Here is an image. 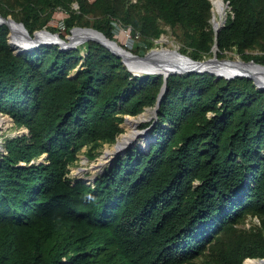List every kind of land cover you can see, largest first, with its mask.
Returning <instances> with one entry per match:
<instances>
[{
  "label": "trees",
  "instance_id": "1",
  "mask_svg": "<svg viewBox=\"0 0 264 264\" xmlns=\"http://www.w3.org/2000/svg\"><path fill=\"white\" fill-rule=\"evenodd\" d=\"M223 1L217 36L211 0H0V15L33 35L61 10L67 33L90 26L112 40L118 20L149 49L167 26L194 60L217 44L219 59L235 52L264 65V0ZM9 34L0 25V113L27 132L5 138L0 154V264L264 259V89L245 77L170 75L154 124L143 126L147 148L128 149L94 181L72 179L83 149L94 159L126 116L156 105L164 78L135 75L95 41L17 53ZM248 217L259 224L239 228Z\"/></svg>",
  "mask_w": 264,
  "mask_h": 264
},
{
  "label": "water",
  "instance_id": "2",
  "mask_svg": "<svg viewBox=\"0 0 264 264\" xmlns=\"http://www.w3.org/2000/svg\"><path fill=\"white\" fill-rule=\"evenodd\" d=\"M211 4H212V0H211ZM212 14H213V11H212ZM226 15H227V11L225 10L224 16L221 17L220 22L217 26L214 23L213 16L211 18V24H212V27L215 31L216 36L219 33L220 29L226 23V20H227ZM11 23L19 26L27 36V39L24 42H22V44L20 43L21 48L18 50H16L13 46L14 42H12L10 40ZM0 25H6L9 28V30H10L9 44L15 49V52H17V53H20V52H23L26 50H32V49H34L38 46L44 45V44H55V45L59 46V49L65 50V49L76 48L77 46H79L82 43L87 42V41H95V42L100 43L101 45H103L107 49H109L114 55L120 57L122 59V62L128 68V70L133 72L135 75H143V74L162 75L164 78L163 87L161 89V92H160V95L158 97L156 105L152 108L153 109V116L155 119H156L157 109L160 106L162 96L166 90L167 80H168V77L170 75H183L186 73L196 72V73H210L212 75H215L216 78L223 77L226 79H233L235 77H245V78L251 79L258 88L264 89V65L256 63L253 60L244 61V60L219 59L217 57V52H218L217 44H214V46L212 47V55H213L212 58H207L204 60H194L190 56L183 54L180 51H177L175 49L171 50V49L166 48V51L168 53L175 52L176 54L188 59L190 64H191V66H187V67H181V66L180 67H173L174 63H173L172 59L170 57L165 56L163 51H162L164 48L151 49L150 51H148L144 55H135V54L131 53L130 51H126L125 52L126 55L123 56V55H121V53L116 52L112 47H110L107 44V42L115 43L114 40L106 37L102 32H100L94 28L75 27L71 30V34L69 36H67L66 39H63L60 37L59 34H56V33L53 34V33L49 32L48 30L37 31L33 35H30L22 22H17L10 17H4L2 15H0ZM74 31H84V32L95 33V34L99 35L101 38L86 37L82 40H76V38L73 37ZM37 33H44L45 35H48L51 38L52 37H55V38H52L50 40H44L42 38H37L36 37ZM128 61H131V63H128ZM230 63H232L234 65H236V63H239L240 65H243L244 67L242 68V67L236 66V68H239L238 70H233L231 72H228L227 74L221 73V72L216 70V68L219 65L230 64ZM247 67L256 68L260 72L252 71V70L248 69ZM144 112L145 111H143L142 113H140L137 116L142 115ZM155 119H154L152 124H154ZM125 121H126V118H125ZM121 127H122V125H121ZM150 127L151 126L146 127L145 131L148 132L150 130ZM23 132L24 131H21L20 134ZM26 132H27V130H26ZM117 142H118V138H117L115 144H117ZM130 148H133L132 144H129L119 154H117L110 161L109 164H111L115 160V158L118 157L119 155H124L126 153V151ZM44 157H45V155H43L38 160V162L42 161ZM102 171L103 170H101V172ZM94 180H95V177L91 181H94ZM259 260L264 261V259H259Z\"/></svg>",
  "mask_w": 264,
  "mask_h": 264
},
{
  "label": "rangeland",
  "instance_id": "3",
  "mask_svg": "<svg viewBox=\"0 0 264 264\" xmlns=\"http://www.w3.org/2000/svg\"><path fill=\"white\" fill-rule=\"evenodd\" d=\"M88 1L93 2L94 0H88ZM73 8L75 10H77L78 4L74 3ZM212 8H213V5H212ZM226 11H227V15H226V17H227L228 12H229V9L227 7H226ZM66 16H67V14L64 11L57 10L55 12V14L53 15L52 19L48 22V24L45 27H43L42 29L36 30L35 32L41 31V30H48L49 32H51L53 34H55V33L59 34L61 38L66 39V37L71 34V31H70V33L66 32V26L64 23V19L66 18ZM212 16H213V14H212ZM8 17L14 19L12 16H8ZM100 17H101L100 14H93V15L88 16L87 20H88V22H92L95 19H98ZM220 19H221V17L218 16V20H220ZM15 21H17V20H15ZM17 22H20V21H17ZM76 27L92 28L90 26H76ZM51 28H53V30H50ZM129 28L130 27L125 28L123 25H116L115 27H113V33H114L113 34L114 35L113 40H117L119 42L118 43L119 45H121L125 50L130 51L131 53H133L135 55H141L140 53H142V55H144L148 51H150L151 49L167 48V49H171V50L178 49V51H180V48L184 47V44L176 36V34H178V33L174 32L170 27H167V26L164 27V30H165L164 33L162 34V36L159 39L154 41V45L150 49L148 48L146 42L143 40V38L140 35L139 36H136V35L132 36V33H131V31H129ZM10 40L13 42V39L11 37H10ZM251 53H258V51H253ZM212 56L213 55H211L208 58H212ZM223 59L242 60V58L238 54H236L235 52H228L227 56L224 57ZM147 110H151L152 114H153L152 108H148L144 111H147ZM7 117L8 116H6L4 114H0V125H1L0 126V154L3 151V143H4L5 138H7L8 136H15L17 134H20L21 131L26 132L25 128L21 129L18 133L16 131H14L13 122L9 117L8 118ZM128 117H137V116H126L125 118H128ZM125 118H124V122L121 124L122 129H123L122 135H124L126 133V129L124 128ZM154 119H155L154 116H152L149 121H146V122H143L142 124H140L139 128L141 130H146L145 127H143V126L148 125L149 123H152L154 121ZM150 129H151V127H150ZM149 134H150V130L147 132V137H149ZM121 136H119L118 139ZM113 145H115V143L114 144H105L101 149H99L98 155L94 159H91V160L85 156L86 149H83L78 156V160L75 162V164H73L70 167L69 177L72 179H80L81 178V179H84L86 182H90V181H87L86 179L89 177H93V174H95V176H96L99 173H101V171L94 169V166L99 162V158L105 152V149L111 148ZM108 165L109 164H107L106 166H108ZM106 166L103 169H105ZM82 169H83V172L79 174V171ZM258 224H259L258 218L248 217L245 220V222L239 226V228L249 229L252 225H258Z\"/></svg>",
  "mask_w": 264,
  "mask_h": 264
},
{
  "label": "bare ground",
  "instance_id": "4",
  "mask_svg": "<svg viewBox=\"0 0 264 264\" xmlns=\"http://www.w3.org/2000/svg\"><path fill=\"white\" fill-rule=\"evenodd\" d=\"M212 11H213V20L216 26L219 24L218 16L223 17L224 11L226 10V6L223 2V0H212ZM11 37L14 42V47L18 50L21 48L20 43L24 42L27 39L26 34L23 32V30L17 26L16 24L11 23ZM37 38H42L44 40H50L55 37H50L48 35H45L44 33H37ZM73 37L76 38V40H82L86 37H97L101 38L99 35L95 33L90 32H84V31H74ZM21 41V42H20ZM115 41V40H114ZM107 44L112 47L116 52L121 53V55H126V51L121 45L118 44L117 41L115 43L107 42ZM159 45V44H158ZM178 51V49H175ZM163 53L165 56L170 57L173 61V67H187L191 66L188 59L185 57H182L175 52L168 53L166 51V48H164ZM128 63H131V61H128ZM232 63L230 64H224L219 65L216 70L227 74L228 72H231L233 70H238L237 67H244L243 65H240L239 63H236L234 65ZM248 69L260 72L258 69L253 67H247ZM153 116L151 110L145 111L142 115L137 117H128L126 118V121L124 123V128L126 129V133L122 135L119 139L117 144L113 145L111 148H106L105 152L102 154V156L99 158V162L94 166V169L101 171L107 164L110 163V161L119 154L124 148H126L129 144H132L133 147L140 146L142 148H147L149 144V137H147V132L145 130H141L139 128L140 124L143 122L149 121L151 117ZM1 126V125H0ZM83 172V169L79 171V174ZM95 174H93V177ZM93 177H89L86 180L91 181ZM244 264H264V261H260L259 259H246Z\"/></svg>",
  "mask_w": 264,
  "mask_h": 264
},
{
  "label": "built area",
  "instance_id": "5",
  "mask_svg": "<svg viewBox=\"0 0 264 264\" xmlns=\"http://www.w3.org/2000/svg\"><path fill=\"white\" fill-rule=\"evenodd\" d=\"M112 26L115 27L116 25H122L118 20H112ZM129 31H131V28H129ZM136 36H139V34H136Z\"/></svg>",
  "mask_w": 264,
  "mask_h": 264
}]
</instances>
